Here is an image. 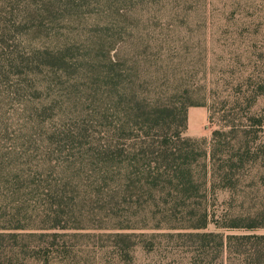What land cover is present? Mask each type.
Instances as JSON below:
<instances>
[{
    "label": "rangeland",
    "instance_id": "rangeland-1",
    "mask_svg": "<svg viewBox=\"0 0 264 264\" xmlns=\"http://www.w3.org/2000/svg\"><path fill=\"white\" fill-rule=\"evenodd\" d=\"M64 1L62 18L35 27L30 13L22 20L14 9L24 0H0V224L48 227L62 219L76 251L67 264H91L84 251L115 224L184 231L192 210L204 207L208 231L264 234V227L215 223L264 214V163L240 169L233 189L209 182L207 198L188 206L167 203L165 194L154 198L125 177L128 154L141 150L134 149L142 133L136 119L144 111L181 103L197 111L185 131L201 139L196 152L209 151L219 127L209 118L215 100L240 97L238 109L247 113L264 86V0ZM263 110L264 94L253 107ZM152 133L148 141L158 148L163 132ZM146 146L157 160L158 149ZM205 161H192L196 173ZM192 248L187 238L175 239L151 256L139 249L138 260L188 264Z\"/></svg>",
    "mask_w": 264,
    "mask_h": 264
},
{
    "label": "trees",
    "instance_id": "trees-1",
    "mask_svg": "<svg viewBox=\"0 0 264 264\" xmlns=\"http://www.w3.org/2000/svg\"><path fill=\"white\" fill-rule=\"evenodd\" d=\"M66 3L69 2L24 0L14 9L21 13L22 20L26 19V13H30L38 21L35 27H44L49 18L58 20L65 15L68 10L63 6ZM13 10L8 13H13ZM9 21L7 17L5 22ZM44 50H47L46 47ZM263 94L264 86L259 93L252 95L244 115L238 109L240 97L215 100L209 106L210 120H216L219 124L212 133L209 151L201 149L196 152L195 142L201 139L185 135L188 104H164L144 111L136 119L142 133L138 135L134 149L141 150L128 154L132 169H128L125 177L130 181L129 185L139 184V189L148 188L154 192V198L157 194H165L169 197L167 203L184 206L193 200L206 199L209 182L213 189L216 185L235 188L241 181L240 169L264 163V110L262 113L253 111L257 98ZM123 126H128L126 121H123ZM155 129L163 132L158 148L154 147L156 142L148 141ZM230 137H234V144ZM239 137L243 138V143L236 144L235 140ZM146 145L151 146V153H155L153 149H158L157 160L149 158L150 152ZM197 157L209 158V162H204L202 175L192 167V161L197 160ZM141 160L144 162L141 163ZM53 212L56 218H60L58 210ZM191 218L193 223L187 227L188 230L176 232L147 229L136 231L133 225L115 224L111 231L97 236L100 241L96 242L94 248L84 252L89 256L91 264H140L139 249L144 255L151 256L165 242L187 238L193 247L187 256L188 264H264V234L225 235L219 231H208L209 213L206 207L200 213L193 209ZM61 220L42 228L31 227L21 221L0 224V264H16L14 261L22 258L40 259L43 264H67L72 252H76L75 243L67 233L69 225L63 224ZM229 220V223L219 220L215 223L218 227L230 228L264 227V214L234 216Z\"/></svg>",
    "mask_w": 264,
    "mask_h": 264
},
{
    "label": "crops",
    "instance_id": "crops-1",
    "mask_svg": "<svg viewBox=\"0 0 264 264\" xmlns=\"http://www.w3.org/2000/svg\"><path fill=\"white\" fill-rule=\"evenodd\" d=\"M197 114L198 112L197 111H189V116H188V126L189 128L192 127L193 123L196 122V118H197Z\"/></svg>",
    "mask_w": 264,
    "mask_h": 264
}]
</instances>
